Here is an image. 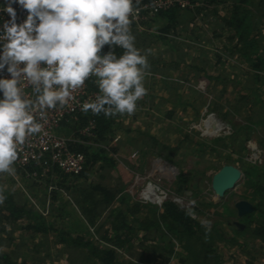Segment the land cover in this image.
Returning a JSON list of instances; mask_svg holds the SVG:
<instances>
[{
  "label": "rangeland",
  "instance_id": "obj_1",
  "mask_svg": "<svg viewBox=\"0 0 264 264\" xmlns=\"http://www.w3.org/2000/svg\"><path fill=\"white\" fill-rule=\"evenodd\" d=\"M190 2V9L179 12L170 25L166 39L161 30L168 23L158 15L145 20L142 30L131 27L136 47L148 56L147 94L133 115L111 118L107 141L81 134L84 126L73 121L59 130L90 148L106 150L114 167L98 163L86 177L59 176L58 190L50 193L47 183L16 167L15 175L0 174V185L16 205L37 211L47 227L97 247H111L103 238L113 235L110 223L122 212L119 219L125 218L131 230L128 236L134 238L126 249L116 248L123 264H159L168 242L172 251L165 255L169 257L165 264H187L184 243L162 229L140 230L136 222L151 220L164 201L175 203L207 232L225 234L226 240L212 243L223 264H241L252 257L256 264H264V247L236 208L239 202L252 208L261 200L264 204V73L258 82L237 51L248 45L239 42L223 21L230 17L235 0H222L200 13L193 8L204 6L203 1ZM243 8L258 54L264 58V0H249ZM224 166L237 168L241 177L219 196L211 179ZM93 185L116 197L91 225L77 201ZM147 187L156 190L159 199L143 198ZM30 226L26 219L0 222V254L7 256L0 264H98L85 249L61 244L52 231L37 233Z\"/></svg>",
  "mask_w": 264,
  "mask_h": 264
},
{
  "label": "clouds",
  "instance_id": "obj_2",
  "mask_svg": "<svg viewBox=\"0 0 264 264\" xmlns=\"http://www.w3.org/2000/svg\"><path fill=\"white\" fill-rule=\"evenodd\" d=\"M0 12L9 17H0V174L15 175L49 111L68 108L90 79L98 93L80 104L83 113H135L150 65L135 45L133 0H5Z\"/></svg>",
  "mask_w": 264,
  "mask_h": 264
},
{
  "label": "trees",
  "instance_id": "obj_3",
  "mask_svg": "<svg viewBox=\"0 0 264 264\" xmlns=\"http://www.w3.org/2000/svg\"><path fill=\"white\" fill-rule=\"evenodd\" d=\"M202 1L205 5L197 6L195 9L193 8L195 13H200V10L201 12L203 10H207V6L218 4L222 0ZM248 2L249 0H235L232 5L230 17L227 19L224 18L223 21L227 28L234 31V34L237 36L239 42H242V44L245 46L248 45V48L243 46L241 49H237V51L240 53L241 57L249 63L251 69L256 73V77L258 78L257 80L259 82V74L264 73V58L258 54L257 42L253 37H251V26L245 22L246 15L244 14V11L246 12V9L243 8V6ZM185 9L188 10L190 8ZM185 9L172 7L171 9L158 14V19H163L168 23V25L161 30V36H163L164 39L169 36L167 32L170 29V25L175 23L176 18H178V13ZM242 12L243 14L241 15ZM122 52L123 50L120 48L115 49L117 56L121 55ZM111 118L112 117H105L103 113L100 115H93L89 111L87 114L84 113L83 115L79 116L76 122L80 128L85 126L88 120H93L95 123L93 130L95 138L93 141L105 142L108 139L107 135L111 133ZM246 129H249V127H246ZM72 148L75 151L81 152L85 155L86 163L83 171L79 175L66 178L86 177V174H88L93 166L98 163L114 167V160L109 157L106 153V150L102 148H90L89 146L83 144H75ZM0 189H2L1 185ZM255 189L259 193L262 192V189L258 187ZM3 195L5 199L2 203H0V222H17L26 219L31 221L30 227L35 232L46 233L52 231L56 234V237L61 244L85 249L89 255L98 262V264H123L117 260L116 248L119 250L126 249V246L132 244L134 238H131L130 235L128 236L131 230L125 218L119 219L122 215V212H118L115 219H113V221L110 223V228L111 231H113V235L111 237L106 236L103 238L111 245V247H97L90 241H84L82 237L78 236L74 238L61 230H54L49 226L47 227L42 220V216L37 211L27 210L22 206L16 205L13 202L12 195L4 189ZM115 197L116 196L114 194L110 193V191L101 185H93L90 187L88 192L83 194L81 201H77V204L79 205L81 214L87 220V223L93 225L95 219L97 218L96 215L104 211L106 207L115 200ZM98 208L99 211L95 213ZM126 211H128V208ZM152 216L153 218L149 221H136L138 223L139 229L143 231H149L151 229L158 231L162 229L171 238H177L180 243H184L183 247L187 252H189L187 260L184 261L185 263L223 264L221 254H219L212 244L213 242L217 241V239H220L221 241L227 239L224 237L225 234L223 232L217 230L207 232L206 229H204L199 224V222L194 220L186 211L180 209L175 203L171 201H164L158 211H153ZM242 221L248 228H250V226L253 227V235L264 247L263 201H259L258 205L253 208L252 212L245 214L242 218ZM236 233H238L237 230ZM216 234H218L219 238L215 237ZM189 243L193 245L192 249L187 246ZM163 250L164 252L161 254V256H159L161 259L159 264H165L169 262V257H165L166 254H170L172 251V247L169 242ZM0 260L7 261V256L5 254H0ZM147 263L154 264V262ZM241 264L256 263L252 257L245 259Z\"/></svg>",
  "mask_w": 264,
  "mask_h": 264
},
{
  "label": "built area",
  "instance_id": "obj_4",
  "mask_svg": "<svg viewBox=\"0 0 264 264\" xmlns=\"http://www.w3.org/2000/svg\"><path fill=\"white\" fill-rule=\"evenodd\" d=\"M4 3L5 0H0V5ZM133 3L134 7L138 9V14L133 19L131 27L139 30H142V23L145 20L152 19L172 7L181 9L191 7L190 0H139V3L133 0ZM13 7L17 8L20 19L26 15L19 9L18 5H13ZM0 17L9 19L7 13L3 12H0ZM106 50L107 47L105 48ZM94 85L93 80L90 79L82 90L75 93L76 101L71 102L68 108L50 110L47 122L44 124V131L30 138L29 142L19 152L18 160L15 162L14 167L25 170L28 174L27 176L40 180L44 184L47 183L46 188L49 193L58 190L55 182L59 180V176H77L85 167V155L72 148L75 144H82V142L62 135L59 130L63 124L71 121L76 122L78 117L84 114L80 110V104L90 98H94L98 93V88L95 89ZM26 92L31 93V89L27 88ZM94 127V121L88 120L81 130V134L94 139ZM157 193L156 190L147 187L142 192V195L143 198L149 200L155 197L159 199ZM161 195L165 197L164 194ZM159 201V205H161L162 200Z\"/></svg>",
  "mask_w": 264,
  "mask_h": 264
},
{
  "label": "water",
  "instance_id": "obj_5",
  "mask_svg": "<svg viewBox=\"0 0 264 264\" xmlns=\"http://www.w3.org/2000/svg\"><path fill=\"white\" fill-rule=\"evenodd\" d=\"M241 177L240 171L233 166H224L211 179V188L216 195H223L225 191L231 190ZM238 216L252 212L253 208L249 203L239 202L236 204ZM241 226L240 224H236Z\"/></svg>",
  "mask_w": 264,
  "mask_h": 264
}]
</instances>
